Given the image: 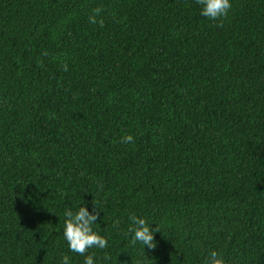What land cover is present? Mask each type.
I'll use <instances>...</instances> for the list:
<instances>
[{
	"label": "trees",
	"instance_id": "1",
	"mask_svg": "<svg viewBox=\"0 0 264 264\" xmlns=\"http://www.w3.org/2000/svg\"><path fill=\"white\" fill-rule=\"evenodd\" d=\"M231 4L0 0V264H83L64 213L94 202L95 264H264V0Z\"/></svg>",
	"mask_w": 264,
	"mask_h": 264
},
{
	"label": "clouds",
	"instance_id": "2",
	"mask_svg": "<svg viewBox=\"0 0 264 264\" xmlns=\"http://www.w3.org/2000/svg\"><path fill=\"white\" fill-rule=\"evenodd\" d=\"M196 3L201 5V15L213 21H220L218 26H223V20L227 18L229 11L232 8L231 0H196ZM102 8L93 10V14L88 17L89 23L104 26L103 19H97L100 16ZM67 71V66H64ZM121 143H134V138L131 135H126L121 139ZM93 213H90L87 207H79L78 211L66 210L64 215V238L68 243L70 251L78 255L85 256L83 264H95L94 254L86 255L91 248L106 249L108 247V240L99 235L93 230L92 225L96 224L99 219V208L95 203ZM131 226L127 233L132 234L131 245L135 246L137 242L141 245L147 246L149 249H156L155 233L160 232V226L152 228L146 219L138 218L135 215L129 217ZM120 221L114 222L113 227H119ZM105 259H110L106 254ZM61 264H70V257L64 255L61 259ZM205 264H224V260L217 251H211Z\"/></svg>",
	"mask_w": 264,
	"mask_h": 264
}]
</instances>
